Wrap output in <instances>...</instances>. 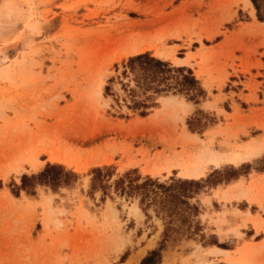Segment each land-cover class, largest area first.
Returning <instances> with one entry per match:
<instances>
[{
	"label": "rangeland",
	"instance_id": "1",
	"mask_svg": "<svg viewBox=\"0 0 264 264\" xmlns=\"http://www.w3.org/2000/svg\"><path fill=\"white\" fill-rule=\"evenodd\" d=\"M250 2L0 0V264H139L158 247L162 219L91 189L96 166L201 182L197 229L159 264H264V151L227 157L264 141V19ZM145 51L190 68L204 94L127 106L123 61ZM47 163L77 178L19 187Z\"/></svg>",
	"mask_w": 264,
	"mask_h": 264
},
{
	"label": "trees",
	"instance_id": "2",
	"mask_svg": "<svg viewBox=\"0 0 264 264\" xmlns=\"http://www.w3.org/2000/svg\"><path fill=\"white\" fill-rule=\"evenodd\" d=\"M259 20L264 19V0H251ZM123 69L118 77L122 100L144 115L156 104V95L168 92L183 94L189 100L197 101L204 89L192 70L185 66H175L145 51L129 56L123 61ZM110 77L105 92L111 89ZM90 188L103 191L112 187L120 195L136 197L140 208L146 212L153 208L163 221L161 239L157 248L150 250L139 264H159L161 252L171 240L188 236L197 229L195 217L199 213L196 203L190 198L198 193L202 185L199 180L170 178L159 181L151 176H141L137 169H128L112 179L111 166L91 168ZM210 175L207 177V179ZM77 174L61 164L47 163L39 172L21 176V189H28L36 183L58 187L70 184ZM186 234V235H185ZM221 264V263H218Z\"/></svg>",
	"mask_w": 264,
	"mask_h": 264
},
{
	"label": "bare ground",
	"instance_id": "3",
	"mask_svg": "<svg viewBox=\"0 0 264 264\" xmlns=\"http://www.w3.org/2000/svg\"><path fill=\"white\" fill-rule=\"evenodd\" d=\"M245 1H246L247 4L252 6L250 0H245ZM51 148H53V147H51ZM263 151H264V141L259 142V141H256V140H252L247 145H245L243 149L235 151L234 154L229 155L227 157H228V160L230 162L236 163V162H239V161H245V160L247 161L250 158L259 155ZM91 154L93 155L94 153L88 152L87 154H85V156L89 157ZM203 169H204V166L202 164L201 165L200 164H195L193 166H189L188 173H189L190 176L196 177V176H199V175H201L203 173ZM220 250H222V249H220ZM213 252L215 253V250ZM128 264H130V263H128ZM198 264H200V263H198Z\"/></svg>",
	"mask_w": 264,
	"mask_h": 264
}]
</instances>
